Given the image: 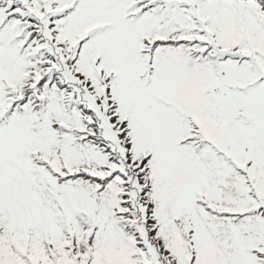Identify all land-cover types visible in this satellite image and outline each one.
Listing matches in <instances>:
<instances>
[{"label":"snow or ice","instance_id":"1","mask_svg":"<svg viewBox=\"0 0 264 264\" xmlns=\"http://www.w3.org/2000/svg\"><path fill=\"white\" fill-rule=\"evenodd\" d=\"M0 264H264V0H0Z\"/></svg>","mask_w":264,"mask_h":264}]
</instances>
